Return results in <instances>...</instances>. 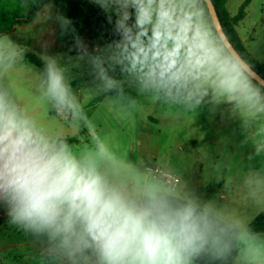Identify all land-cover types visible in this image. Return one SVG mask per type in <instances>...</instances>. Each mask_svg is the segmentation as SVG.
Returning <instances> with one entry per match:
<instances>
[{"label": "clouds", "instance_id": "9594fccd", "mask_svg": "<svg viewBox=\"0 0 264 264\" xmlns=\"http://www.w3.org/2000/svg\"><path fill=\"white\" fill-rule=\"evenodd\" d=\"M91 2L114 23L117 38L89 51L76 36L77 60H86L105 91L120 88L109 75L119 67L142 91L163 92L189 108L211 93L217 102L264 113V81L199 14L201 0ZM61 19L67 30L71 20ZM18 48L0 37V68L12 66ZM44 59L43 96L58 113L78 116L64 68ZM101 160L112 162V170L102 169ZM114 164L104 146L77 156L66 143L49 140L0 89V205L10 223L45 240L52 264H192L206 252L225 257L233 243L243 245L245 264H264L260 234L236 230L207 205L176 203L155 186L134 196Z\"/></svg>", "mask_w": 264, "mask_h": 264}, {"label": "rangeland", "instance_id": "374dc122", "mask_svg": "<svg viewBox=\"0 0 264 264\" xmlns=\"http://www.w3.org/2000/svg\"><path fill=\"white\" fill-rule=\"evenodd\" d=\"M226 1L234 16L246 0ZM245 13L236 24L237 31L254 59L264 64V0H249ZM199 14L205 17L202 4ZM60 24L56 8L47 4L35 21L7 34L21 55L7 70L0 68V89L9 92L37 132L55 142L79 138L69 145L77 156L106 147L114 157L118 179L134 196L142 191L145 176L136 170L158 167L194 190L203 189L212 196L227 192L223 206L214 209L232 215L241 228L264 211V113L252 115L234 102H217L211 93L199 106L189 108L163 92L142 91L136 77L122 74L119 67L109 75L120 82V88L105 91L86 60L78 61V53L71 54L73 46L57 43ZM84 44L89 51L105 45ZM27 53L44 61L45 57L55 59L64 68L80 106L78 116L58 113L43 96L44 71L26 59ZM100 167L111 171L113 164L101 160ZM133 178L134 186L130 185ZM218 179L225 180L224 186L219 187ZM260 236L264 238V233ZM0 264L52 261L45 240L10 223L8 216L0 226Z\"/></svg>", "mask_w": 264, "mask_h": 264}, {"label": "trees", "instance_id": "16d2710c", "mask_svg": "<svg viewBox=\"0 0 264 264\" xmlns=\"http://www.w3.org/2000/svg\"><path fill=\"white\" fill-rule=\"evenodd\" d=\"M212 1L229 40L243 59L264 78V64L254 59L252 53L241 40L236 28L237 22L245 17V7L249 0L245 1L234 16L229 12L226 0ZM47 4H52L56 8L57 17L61 22L56 31L57 43L60 46H73L71 54L77 53L75 47L76 36H79L83 43L87 41L97 44H107L117 38L113 33L114 23L109 24L105 12L99 6L92 3L91 0H0V37L15 31L17 26L27 25L35 21L42 8ZM201 4L204 7L206 19L213 27L205 1L201 0ZM61 18L71 20L72 24L67 30H65ZM113 21H115V16H113ZM73 27L76 30L75 32L71 31ZM26 59L44 71L45 61L37 55L27 53ZM56 142H63L69 146L79 142V138H60ZM7 218L8 215L5 207L0 205V226L3 220ZM248 230L257 234L264 233V211L253 219L248 226Z\"/></svg>", "mask_w": 264, "mask_h": 264}, {"label": "crops", "instance_id": "0c3cea01", "mask_svg": "<svg viewBox=\"0 0 264 264\" xmlns=\"http://www.w3.org/2000/svg\"><path fill=\"white\" fill-rule=\"evenodd\" d=\"M227 4V3H226ZM233 16V15H232ZM240 36V35H239ZM242 40V39H241ZM25 58V57H24ZM194 145V141H190V144ZM135 169L138 168L137 166H134ZM147 167L141 166V168H138L136 171H144V184L143 189L145 186H155L160 191L168 195V198L173 200L176 203H187L189 201L199 205L201 208L204 206H208L210 211L220 217L224 222L228 224H232L236 226V230H238L240 227L239 220H235L232 215H228V213L220 214L218 210H215L214 208H220L223 206L224 200L228 198L227 192L219 191L215 195H210L203 189L194 190L190 187V185H184L182 184V180L180 179L179 183L177 184H165L162 182V180L156 176L155 174H152L150 172L146 171ZM175 175V174H174ZM177 176V175H175ZM179 177V176H178ZM180 178V177H179ZM219 185V187L224 186L225 180L218 179L216 181ZM136 184L135 179L133 178L130 181V185L134 186ZM128 188V187H127ZM142 189V191H143ZM142 191L138 196L141 195ZM225 194V195H224ZM218 201V202H217ZM261 212L258 213V215ZM257 215V216H258ZM256 217V216H255ZM253 221V218L250 220ZM250 223V222H249ZM248 228V227H246ZM243 245L233 243V247L231 252L222 258H216L212 253L206 252L201 254L199 257H196L192 260V264H245V260L242 253Z\"/></svg>", "mask_w": 264, "mask_h": 264}, {"label": "water", "instance_id": "95a60500", "mask_svg": "<svg viewBox=\"0 0 264 264\" xmlns=\"http://www.w3.org/2000/svg\"><path fill=\"white\" fill-rule=\"evenodd\" d=\"M204 1H205L206 5H207L209 14L211 16L213 27H214L219 39L221 41H223L227 47H229L231 50L235 51L239 56H241L239 54V52L236 50V48L233 45V43L229 40L227 34L225 33L224 28L222 26V23L220 21V17L218 15V12L216 10V7H215L213 1L212 0H204ZM254 74L256 75V79L257 80L264 81V78L258 72H256L255 70H254Z\"/></svg>", "mask_w": 264, "mask_h": 264}, {"label": "built area", "instance_id": "2783aa9c", "mask_svg": "<svg viewBox=\"0 0 264 264\" xmlns=\"http://www.w3.org/2000/svg\"><path fill=\"white\" fill-rule=\"evenodd\" d=\"M147 172H150L152 174H155L156 176H158L162 182H164L165 184L171 185V184H177L180 181V178L175 176V175H171L168 173H164L160 168L156 167V168H146Z\"/></svg>", "mask_w": 264, "mask_h": 264}]
</instances>
